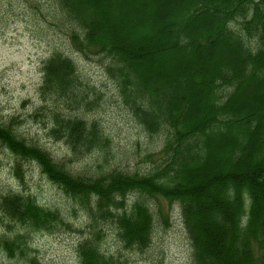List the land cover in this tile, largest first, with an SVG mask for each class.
Instances as JSON below:
<instances>
[{
  "label": "trees",
  "instance_id": "1",
  "mask_svg": "<svg viewBox=\"0 0 264 264\" xmlns=\"http://www.w3.org/2000/svg\"><path fill=\"white\" fill-rule=\"evenodd\" d=\"M47 4L76 46L110 61L107 73L143 130L164 135L161 164L151 173L90 178L21 138L15 121L0 124L16 179L24 183V163H35L87 219L79 263L116 264L103 251L106 223L124 248L147 250L155 228L149 200L162 199L180 207L193 264H264V0ZM42 76L41 94L58 104L54 138L75 153L107 148L98 123L60 110L92 106L75 61L53 53ZM0 213L28 233L64 225L59 211L25 194H2ZM0 248L11 260L42 264L28 234L1 237Z\"/></svg>",
  "mask_w": 264,
  "mask_h": 264
},
{
  "label": "rangeland",
  "instance_id": "2",
  "mask_svg": "<svg viewBox=\"0 0 264 264\" xmlns=\"http://www.w3.org/2000/svg\"><path fill=\"white\" fill-rule=\"evenodd\" d=\"M56 52L75 61L92 104L76 111L60 110L98 123L109 140L107 148L75 153L52 135V112L58 104L55 99L44 98L40 88L42 65ZM92 52L75 45L68 25L56 19L47 0H0V124L15 121L21 138L49 152L75 175L96 178L112 171L149 174L161 164L164 135L150 136L143 130L107 73L110 61ZM14 161L0 146V196H32L43 207L59 211L64 225L51 233H28L0 213V238L16 232L28 234L30 246L42 264H80L77 247L88 226L84 214L42 175L35 163H24V183L18 181L13 173ZM134 199L129 198V204ZM149 203L155 214L151 246L143 251L124 248L115 227L106 223L103 251L115 257L116 264H193L180 207L162 199H151ZM0 264L23 262L9 259L0 248Z\"/></svg>",
  "mask_w": 264,
  "mask_h": 264
}]
</instances>
